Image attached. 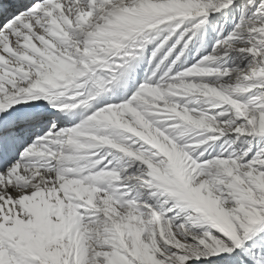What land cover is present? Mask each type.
I'll return each mask as SVG.
<instances>
[{
    "label": "snow or ice",
    "instance_id": "obj_1",
    "mask_svg": "<svg viewBox=\"0 0 264 264\" xmlns=\"http://www.w3.org/2000/svg\"><path fill=\"white\" fill-rule=\"evenodd\" d=\"M0 264H264V0H0Z\"/></svg>",
    "mask_w": 264,
    "mask_h": 264
}]
</instances>
